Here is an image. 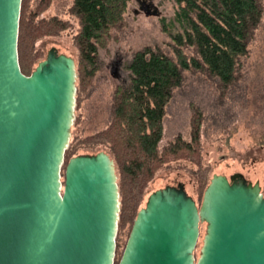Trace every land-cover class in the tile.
Returning a JSON list of instances; mask_svg holds the SVG:
<instances>
[{"label": "water", "instance_id": "1", "mask_svg": "<svg viewBox=\"0 0 264 264\" xmlns=\"http://www.w3.org/2000/svg\"><path fill=\"white\" fill-rule=\"evenodd\" d=\"M22 1L0 0V264H115V161L105 151L74 156L62 181L77 65L52 47L31 75L22 72ZM119 264H264L262 186L242 173L216 174L201 205L183 183L154 191Z\"/></svg>", "mask_w": 264, "mask_h": 264}, {"label": "trees", "instance_id": "2", "mask_svg": "<svg viewBox=\"0 0 264 264\" xmlns=\"http://www.w3.org/2000/svg\"><path fill=\"white\" fill-rule=\"evenodd\" d=\"M29 1H22L18 41L20 67L27 76L32 73L29 64L41 57L34 55L35 42L44 36L59 35L70 27L69 22L55 17L37 23L35 18L48 7L49 1L32 17L27 16ZM130 1L74 0L71 10L80 26L75 37L79 50V90L89 85L97 70L99 49L107 47L114 30L124 27ZM175 1L179 5L175 20L181 31L170 33L163 19V29L171 36L175 56L151 46L136 51L128 65V82L116 87L110 126L86 141L89 145L106 146L117 163L123 206L116 242L118 233L127 224H134L147 183L164 165L178 160L195 163L199 170L194 174L202 190H206L208 171L201 161L202 110L192 105L191 141L178 136L160 149L166 107L174 91L182 86L187 70L217 79L221 90L234 85L242 76V59L249 55L250 42L264 18L261 0ZM187 49H192L193 54H187ZM76 150L75 147L71 150L69 143L62 171Z\"/></svg>", "mask_w": 264, "mask_h": 264}, {"label": "rangeland", "instance_id": "3", "mask_svg": "<svg viewBox=\"0 0 264 264\" xmlns=\"http://www.w3.org/2000/svg\"><path fill=\"white\" fill-rule=\"evenodd\" d=\"M47 1L48 7L35 21L38 23L55 17L69 22L70 27L59 35L44 36L37 40L33 51L34 55L41 54V57L29 66L33 72L38 63L46 58L48 51L57 47L61 53L75 59L78 69L79 50L75 37L80 26L71 10L74 0H30L27 16L32 17ZM261 1L264 5V0ZM141 2L153 4L158 10V15L147 16ZM178 9L179 5L175 0L129 2L124 27L114 30L107 47L99 49L97 70L83 91L79 90L77 78L79 91L76 95L70 138V149L75 147L77 150L70 158L105 151L115 161L106 146L89 145L86 141L110 126L116 87L128 82V65L136 51L151 46L175 56L171 36L163 29V19L170 33L180 32L181 26L175 20ZM249 50V55L242 59L241 78L225 90H221L217 79H212L204 73L192 70L185 72L182 86L174 91L166 107L164 136L160 149L178 136L191 141L192 105H195L203 113L201 161L203 169L208 171L209 183L216 174L231 177L242 173L253 183L259 182L264 192V18L250 42ZM186 52L193 54L192 49H187ZM115 165L117 171L116 161ZM198 170V165L189 160L172 161L164 165L147 183L139 210L145 207L149 195L154 191L180 183L185 184L187 192L201 205L205 190H202L199 178L194 174ZM64 174L65 170L62 171V181L65 179ZM122 201L121 194L120 208L123 206ZM132 226L133 223H129L118 233L116 264H119L122 258ZM206 229V223H201L195 250L196 259L200 257Z\"/></svg>", "mask_w": 264, "mask_h": 264}, {"label": "flooded vegetation", "instance_id": "4", "mask_svg": "<svg viewBox=\"0 0 264 264\" xmlns=\"http://www.w3.org/2000/svg\"><path fill=\"white\" fill-rule=\"evenodd\" d=\"M141 7H142V9H145V8H147L149 11H151V9L154 11V10H156V8L155 7H153L151 4H149V3H146V2H141ZM195 259H196V256H195ZM197 260V259H196Z\"/></svg>", "mask_w": 264, "mask_h": 264}]
</instances>
